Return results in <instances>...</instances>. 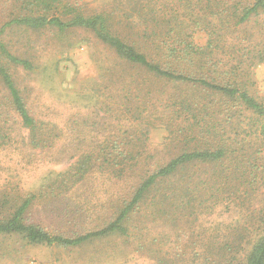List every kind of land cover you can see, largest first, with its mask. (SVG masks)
I'll return each instance as SVG.
<instances>
[{"label":"rangeland","instance_id":"374dc122","mask_svg":"<svg viewBox=\"0 0 264 264\" xmlns=\"http://www.w3.org/2000/svg\"><path fill=\"white\" fill-rule=\"evenodd\" d=\"M10 1L19 0H0V25L4 23V11ZM67 1L78 5L86 15L110 11L122 15V9L129 8L128 0ZM246 29L247 34L241 30L244 46L238 43V55L235 57L230 52V62L234 65L239 62L252 65L254 57L264 51V17ZM2 39L13 53L36 67L32 72L11 66L9 69L41 126L39 135L47 147L39 150L30 146L29 131H21L19 125L15 127L14 143L0 147V193H11L17 201L23 196L36 195L27 214L30 222L63 234L81 231L78 224L103 227L108 223L117 213V203L139 181V173L129 172L120 179L113 166L98 162L92 165L83 185L60 186L59 176L84 155L92 154V147L112 145L115 141L126 145L144 143L146 147L141 154L150 169L167 163L183 150L227 141L231 154L241 151L246 158H256L261 167L259 172L264 171V145L255 133L264 121L259 124L251 112H237L231 122L223 121L218 115L214 120L218 135H207L204 128L193 127L192 114L174 113L171 97L185 87L155 80L143 85L146 77L134 67L129 69L125 82H118L123 66L89 32L7 30ZM195 39L201 46L207 42L204 34L196 35ZM245 51L251 55L240 59ZM256 62L250 74V91L259 101H264V62ZM4 98L0 90V103ZM133 104L140 105L142 110L136 117L127 111L133 109L130 108ZM215 111L216 108H211V113ZM214 172V168L206 170L196 165L182 173L184 180L197 185L198 202L192 203L195 211L190 221L183 217L174 223L166 215L156 219L161 194L180 192L169 181L158 186L141 211L133 216L127 237L114 235L64 249L28 245L17 236L0 235V264H245L246 241L264 233L261 227L264 175L256 188L242 189L243 201L228 206L220 201L223 196L211 198L214 193L210 185L206 193L200 184L206 180L204 175ZM53 185H57L54 194ZM235 238L243 242L242 247L233 254L224 251L219 262H213L219 241Z\"/></svg>","mask_w":264,"mask_h":264},{"label":"trees","instance_id":"16d2710c","mask_svg":"<svg viewBox=\"0 0 264 264\" xmlns=\"http://www.w3.org/2000/svg\"><path fill=\"white\" fill-rule=\"evenodd\" d=\"M126 4L129 8H123L122 15H117L116 11L86 15L78 5L67 0L9 2L7 11H4V23L0 25V90L5 94L0 103V147L14 143L17 125L21 131H29V145L34 149L47 147L43 146L45 141L39 135L41 126L31 114L9 69L11 66L32 72L36 67L30 60L10 50L2 39L7 30L56 29L60 34L81 30L93 34L123 66L118 73V82H125L129 69L134 67L146 77L143 85L155 80L185 87L181 93L171 97L174 113L177 116L192 114L193 127L204 128L207 135H218L214 123L218 115L223 121L231 122L237 112L245 110L251 112L259 124L263 123L264 101L251 94L250 74L256 61L264 62V51L254 57L252 65L243 62L234 65L230 56L238 55V43L244 46L240 40L241 30L247 34L246 27L258 24L264 17V0H128ZM198 34L207 38L205 45L196 43ZM250 55L245 51L240 59H247ZM139 106L133 104L130 107L133 109L127 111L136 117L142 112ZM211 108H216V111L211 113ZM190 131L196 132L194 129ZM255 133L264 145V124ZM18 137L25 140L23 135ZM145 147L144 143L126 145L118 141L100 148L92 147V154L84 155L68 172L59 176L60 186L83 185L92 165L98 162L104 164L102 166H113L120 179L129 172L140 174L129 194L117 203V213L103 227L92 223L86 226L78 224L82 230L72 231V234L50 232L27 219L36 195L23 196L17 201L11 193L4 192L0 193V235L17 236L28 245L64 249L81 247L114 235L127 237L133 216L141 211L158 186L169 181H173L180 192L161 194L156 219H163L166 215L174 223L183 217L190 221L195 211L192 203L198 202L195 195L197 185L184 180L182 173L196 165L206 170L215 169L213 174L204 175L206 180L200 184L206 193L210 185L214 193L211 198L223 196L220 201L228 206L243 201V188H256L263 182L260 177L264 171L259 172L261 167L257 159L252 156L246 158L241 151L231 154L227 141H220L218 145L208 142L183 150L154 169H150L142 158L141 150ZM53 186L52 194L57 188V185ZM261 227L264 228V221ZM242 245L243 242L237 238L219 241L213 262L218 263L224 251L233 254ZM246 245L245 264H264V233L246 241Z\"/></svg>","mask_w":264,"mask_h":264}]
</instances>
